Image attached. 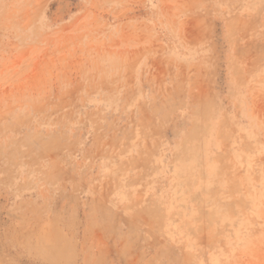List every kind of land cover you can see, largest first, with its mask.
I'll use <instances>...</instances> for the list:
<instances>
[{
    "label": "rangeland",
    "instance_id": "1",
    "mask_svg": "<svg viewBox=\"0 0 264 264\" xmlns=\"http://www.w3.org/2000/svg\"><path fill=\"white\" fill-rule=\"evenodd\" d=\"M0 264H264V0H0Z\"/></svg>",
    "mask_w": 264,
    "mask_h": 264
}]
</instances>
